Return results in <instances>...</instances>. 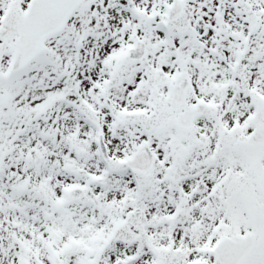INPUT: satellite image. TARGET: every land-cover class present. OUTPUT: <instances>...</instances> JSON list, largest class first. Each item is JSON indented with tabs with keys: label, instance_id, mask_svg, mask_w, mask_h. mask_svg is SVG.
I'll return each mask as SVG.
<instances>
[{
	"label": "snow or ice",
	"instance_id": "obj_1",
	"mask_svg": "<svg viewBox=\"0 0 264 264\" xmlns=\"http://www.w3.org/2000/svg\"><path fill=\"white\" fill-rule=\"evenodd\" d=\"M0 264H264V0H0Z\"/></svg>",
	"mask_w": 264,
	"mask_h": 264
}]
</instances>
